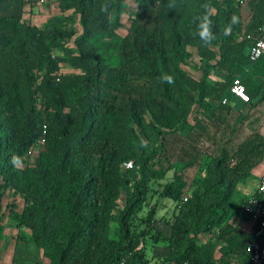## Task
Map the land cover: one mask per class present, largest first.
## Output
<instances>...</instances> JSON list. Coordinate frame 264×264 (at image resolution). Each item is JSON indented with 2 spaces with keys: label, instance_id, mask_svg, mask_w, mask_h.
I'll return each instance as SVG.
<instances>
[{
  "label": "trees",
  "instance_id": "16d2710c",
  "mask_svg": "<svg viewBox=\"0 0 264 264\" xmlns=\"http://www.w3.org/2000/svg\"><path fill=\"white\" fill-rule=\"evenodd\" d=\"M31 5L0 0V240L7 211L50 264H149L148 238L166 243L158 264H263L249 248L264 239L235 220L250 219L240 206L255 191L236 198L264 159V136L222 148L189 193L183 170L198 156L184 149L192 159L179 166L167 150L189 119L201 128L202 113L232 109L236 77L264 103V56L250 61L246 38L264 39V0L248 1L249 19L240 0H58L62 16L42 28ZM193 50L199 77L183 66ZM8 191L22 197L19 211ZM160 200L174 205L168 233L155 225Z\"/></svg>",
  "mask_w": 264,
  "mask_h": 264
},
{
  "label": "rangeland",
  "instance_id": "374dc122",
  "mask_svg": "<svg viewBox=\"0 0 264 264\" xmlns=\"http://www.w3.org/2000/svg\"><path fill=\"white\" fill-rule=\"evenodd\" d=\"M27 17L29 20L42 28L46 21L62 16L58 8V0H39L35 2L30 8H27ZM68 13H66L67 15ZM247 10L242 11V18H247ZM65 21L68 29L74 32L75 35L80 33V25L78 16H66ZM125 27L120 30V33H126L128 25V18H125ZM67 48L73 49V40L68 38L63 40ZM191 56L187 57L184 63V68L194 77H199L201 74V63L196 56L195 51H191ZM56 55H61L60 50L55 51ZM60 72L65 74H73V70L68 64L61 63ZM201 127L194 124L193 119H189L187 126L183 131L178 133L174 139L171 140V145L167 150L172 163L183 165L185 162L192 159L190 156H184L183 150L188 148L193 154L198 156V160L184 168V177L188 183V193L194 189H201L204 183L205 168L208 161L216 157L222 148L227 149L232 153L236 147L244 140L248 139L253 133H259L264 136V103H250L241 110H233L226 112L224 109L217 112L214 116L204 112L200 116ZM193 145V148L191 147ZM136 151L138 150L135 147ZM192 154V155H193ZM166 166V164H164ZM259 170H253L251 177L244 185L239 187L240 197L248 196L253 193L255 185L258 183L260 176L264 173V159L259 164ZM172 170L167 172L166 179L162 180L164 183L172 176ZM262 173V174H261ZM16 204L19 211L22 206V197L12 191H8L4 197V203ZM153 198L150 203H154ZM173 203L170 200H160L158 202L157 213L155 216L156 227L162 233L169 232V225H166L165 220L170 219L173 213ZM238 206V204H237ZM147 208H144V211ZM240 220L236 218V221ZM113 225L116 224V219L112 220ZM15 221L5 212L4 227L0 240V264H48L46 260L40 256V251L31 242L24 244L18 239L13 241L15 234L27 236L25 231L27 228H16ZM167 246L164 241L153 242L148 238L146 255L150 260L149 264H158L160 259L166 254ZM264 264V263H263Z\"/></svg>",
  "mask_w": 264,
  "mask_h": 264
},
{
  "label": "built area",
  "instance_id": "2783aa9c",
  "mask_svg": "<svg viewBox=\"0 0 264 264\" xmlns=\"http://www.w3.org/2000/svg\"><path fill=\"white\" fill-rule=\"evenodd\" d=\"M31 3H35L39 0H30ZM248 1L249 0H240V7H241V14L244 9L247 10V18L250 17V10L248 8ZM246 21V20H244ZM264 30V27H262ZM246 38L251 40V44L248 48V57L250 61L255 62L260 57L264 56V39L262 38H252L250 34L246 35ZM229 92L237 97L242 102L248 103L250 98L246 93L245 86L241 82L239 77L233 79L230 87ZM223 104L227 102V99L224 97L221 101ZM124 169H128L132 167V162H124L123 164ZM186 196H184L180 204L186 201ZM240 211L243 214L250 216V219L254 223V233L255 236L264 239V174L260 177L257 188L253 195H251L245 203L240 206ZM264 242V241H263ZM251 259L253 262H261L264 263V243L261 245H257L254 248H249Z\"/></svg>",
  "mask_w": 264,
  "mask_h": 264
},
{
  "label": "crops",
  "instance_id": "0c3cea01",
  "mask_svg": "<svg viewBox=\"0 0 264 264\" xmlns=\"http://www.w3.org/2000/svg\"><path fill=\"white\" fill-rule=\"evenodd\" d=\"M227 99V98H226ZM256 101H254V100H251V102L249 101L248 103H245V102H242L241 100H239L237 97H235L234 95H230V96H228V103H231V105H232V109L233 110H241L242 108H244L247 104H250V103H255ZM259 168V165L254 169V171L255 170H259L258 169ZM262 174V173H261ZM264 174V173H263ZM262 174V175H263ZM261 175V176H262ZM260 176V177H261ZM258 182H259V180H258ZM257 185H258V183L255 185V189H254V191L256 190V188H257ZM253 191V192H254ZM232 221H234V219L232 220ZM235 224H238L240 227H241V229L243 228V230H246V231H249V232H253V228H254V223H253V221L251 220V219H248L247 221H245V222H241V220H235ZM16 226V228H17V225H15ZM20 229V227H18V230ZM25 233H26V239H28V235H29V231H25ZM19 239V236H18V234H15V236H13V241H17ZM21 241H23L24 242V244H26V243H29L28 242V240H21ZM33 244V243H32ZM47 262V261H46ZM48 263V262H47ZM48 264H50V263H48Z\"/></svg>",
  "mask_w": 264,
  "mask_h": 264
},
{
  "label": "clouds",
  "instance_id": "9594fccd",
  "mask_svg": "<svg viewBox=\"0 0 264 264\" xmlns=\"http://www.w3.org/2000/svg\"><path fill=\"white\" fill-rule=\"evenodd\" d=\"M236 20L233 18V23H235ZM210 23V22H209ZM201 39L205 40V42H210V40L213 38L210 32L209 27H204V29L200 33ZM165 79L167 80L168 83H172V77L171 76H166Z\"/></svg>",
  "mask_w": 264,
  "mask_h": 264
}]
</instances>
